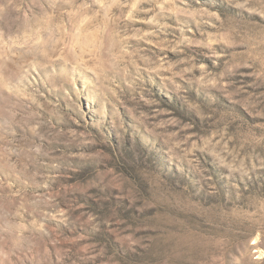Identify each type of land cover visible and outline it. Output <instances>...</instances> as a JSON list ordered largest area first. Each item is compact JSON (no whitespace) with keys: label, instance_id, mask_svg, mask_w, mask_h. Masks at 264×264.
<instances>
[{"label":"rangeland","instance_id":"374dc122","mask_svg":"<svg viewBox=\"0 0 264 264\" xmlns=\"http://www.w3.org/2000/svg\"><path fill=\"white\" fill-rule=\"evenodd\" d=\"M0 264H264V0H0Z\"/></svg>","mask_w":264,"mask_h":264}]
</instances>
